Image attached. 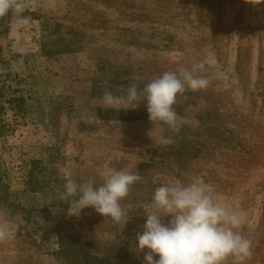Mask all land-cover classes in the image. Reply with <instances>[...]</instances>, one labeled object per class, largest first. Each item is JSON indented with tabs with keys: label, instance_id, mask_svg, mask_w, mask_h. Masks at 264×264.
Instances as JSON below:
<instances>
[{
	"label": "rangeland",
	"instance_id": "obj_1",
	"mask_svg": "<svg viewBox=\"0 0 264 264\" xmlns=\"http://www.w3.org/2000/svg\"><path fill=\"white\" fill-rule=\"evenodd\" d=\"M23 15L20 29L8 26L11 10L0 19L5 96L25 99L0 111V222L12 226L0 264H143V204L169 180L211 185L215 199L245 210L239 231L254 252L245 264H264V3L37 0ZM193 62L212 80L178 94V133H161L146 101L127 111L101 105L105 91L142 88ZM102 122L108 137L96 133ZM161 134L174 143L160 145ZM105 165L142 177L121 201L125 226L92 208L69 216L60 199L67 178L99 183Z\"/></svg>",
	"mask_w": 264,
	"mask_h": 264
},
{
	"label": "clouds",
	"instance_id": "obj_2",
	"mask_svg": "<svg viewBox=\"0 0 264 264\" xmlns=\"http://www.w3.org/2000/svg\"><path fill=\"white\" fill-rule=\"evenodd\" d=\"M253 5L264 0H246ZM37 0H0V19L12 17L10 28L25 27L29 16L23 15ZM18 53H26V48L13 45ZM134 59L143 60L144 50H138ZM204 62H193L191 67L179 66L175 71H165L140 87V82L131 83L126 92L114 95L103 92L101 105L105 109L119 111L136 110L141 101H146L148 118L159 125L161 133L165 130L178 133L180 116L173 109L178 103V94L206 90L212 77L204 75ZM166 126V128H165ZM102 137L110 136L108 125L103 122L96 132ZM160 145L174 143L171 137L161 134L157 141ZM96 177H88L82 182L67 178L60 199L68 205L69 216H79L86 208H92L104 218L125 226L128 215L121 206L131 187L142 179L139 172L117 170L108 165ZM211 185L199 182L183 183L169 180L156 187L151 199L143 204L146 222L137 232L136 248L143 253V264H245L254 254L251 240L239 231L247 222L248 213L231 210L215 199ZM170 216L167 223L164 217ZM12 236V226L0 222V244ZM158 257V258H156Z\"/></svg>",
	"mask_w": 264,
	"mask_h": 264
},
{
	"label": "trees",
	"instance_id": "obj_3",
	"mask_svg": "<svg viewBox=\"0 0 264 264\" xmlns=\"http://www.w3.org/2000/svg\"><path fill=\"white\" fill-rule=\"evenodd\" d=\"M10 60L6 58H2L0 54V111L5 109V104H9L10 106L17 107L19 110L22 109V104L24 102V98L22 96H18L16 94H11L8 97L5 96V83L1 81L2 76L10 74L8 68L10 67ZM90 264H95L94 262Z\"/></svg>",
	"mask_w": 264,
	"mask_h": 264
}]
</instances>
